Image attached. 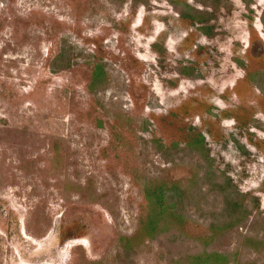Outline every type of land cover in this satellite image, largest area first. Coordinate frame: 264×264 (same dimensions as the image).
<instances>
[{"label":"rangeland","instance_id":"374dc122","mask_svg":"<svg viewBox=\"0 0 264 264\" xmlns=\"http://www.w3.org/2000/svg\"><path fill=\"white\" fill-rule=\"evenodd\" d=\"M0 264H264V0H0Z\"/></svg>","mask_w":264,"mask_h":264}]
</instances>
